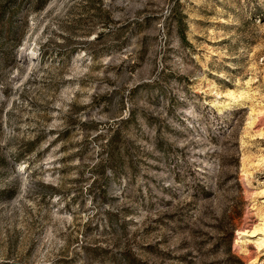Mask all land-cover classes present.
Masks as SVG:
<instances>
[{
  "label": "rangeland",
  "instance_id": "rangeland-1",
  "mask_svg": "<svg viewBox=\"0 0 264 264\" xmlns=\"http://www.w3.org/2000/svg\"><path fill=\"white\" fill-rule=\"evenodd\" d=\"M0 264H264V0H0Z\"/></svg>",
  "mask_w": 264,
  "mask_h": 264
},
{
  "label": "bare ground",
  "instance_id": "bare-ground-1",
  "mask_svg": "<svg viewBox=\"0 0 264 264\" xmlns=\"http://www.w3.org/2000/svg\"><path fill=\"white\" fill-rule=\"evenodd\" d=\"M245 232H246L245 230H242V231H241V233H245ZM261 246H262V244H261Z\"/></svg>",
  "mask_w": 264,
  "mask_h": 264
}]
</instances>
